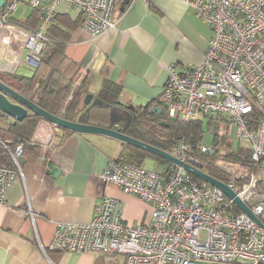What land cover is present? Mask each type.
I'll list each match as a JSON object with an SVG mask.
<instances>
[{"label":"built area","instance_id":"obj_1","mask_svg":"<svg viewBox=\"0 0 264 264\" xmlns=\"http://www.w3.org/2000/svg\"><path fill=\"white\" fill-rule=\"evenodd\" d=\"M23 1L38 11L39 23L23 28L11 21ZM210 27L204 58L183 71L168 65V75L158 101L173 119L190 121L202 115L225 116L234 125L238 140H248L253 160L261 169L249 182L236 185L238 175L224 181L246 202L264 224V0H184ZM69 3L80 13V24L92 36L117 28L115 0H7L0 8V31L9 27L22 34L18 60L36 66L47 40L45 29ZM72 97L69 95L68 99ZM255 107L263 116L255 130L248 128V114ZM13 119L0 110V123ZM60 126L42 119L29 143L44 148L55 142ZM0 143L13 165L0 163V206L22 169L25 140L12 148ZM210 153L215 146L199 145ZM190 146L180 136L173 152L189 160ZM104 181L118 186L151 204L149 220H124L122 201L104 195L94 207L90 221H57L49 248L65 251L121 253L125 264H264V226L254 220L222 188L208 181H196L180 164L170 171L147 168L110 158L101 173ZM32 214V209L28 210Z\"/></svg>","mask_w":264,"mask_h":264},{"label":"crops","instance_id":"obj_2","mask_svg":"<svg viewBox=\"0 0 264 264\" xmlns=\"http://www.w3.org/2000/svg\"><path fill=\"white\" fill-rule=\"evenodd\" d=\"M57 15L80 20L69 3L60 4ZM114 16H120L117 28L92 36L80 24L65 46L86 75L92 103L102 99V82L108 78L121 84L112 108L132 112L149 101L156 104L169 64L185 71L204 58L211 29L184 0H115ZM20 53L14 46L0 49V70L30 74L28 68L20 71ZM126 143L59 127L55 142L40 145L37 157L25 153L6 204L0 206V264H125L121 253L57 250L49 243L57 221H90L104 195L121 199L124 220H149L150 203L101 177L108 160L119 156Z\"/></svg>","mask_w":264,"mask_h":264},{"label":"trees","instance_id":"obj_3","mask_svg":"<svg viewBox=\"0 0 264 264\" xmlns=\"http://www.w3.org/2000/svg\"><path fill=\"white\" fill-rule=\"evenodd\" d=\"M38 11L33 8L25 21L17 20L13 16L11 21L23 28H33L38 25ZM37 23V24H36ZM80 25L79 20H70L63 15H55L50 25L45 29L47 40L42 48L39 63L34 66L30 74L17 71L5 74L0 72V78L14 87L25 97L29 98L45 110L64 118L107 125L110 112L114 107V98L121 89L111 79H104L100 94L102 99L92 103H84L87 94L85 88L86 75L81 71L80 64L72 60L65 52V46L71 31ZM3 29L0 31V37ZM31 65V64H30ZM72 97L68 99L69 95ZM113 100V101H112ZM133 108V116L127 118L124 131L138 139L173 152L177 139L184 135L190 146L189 159H196L202 164V169L216 178L227 181L238 175L236 185L242 186L249 182L253 173H258L261 166L253 160L249 145H234L226 134L215 133V150L210 153L202 152L199 145L203 137L202 121L200 118L181 121L171 118L165 108L157 100ZM156 105L162 107V112L152 111ZM248 128L255 130L263 116V110L255 107L248 115ZM218 120L228 121L225 116H210ZM41 116L29 110L22 119H11L7 123H0V139L9 147H13L19 140H25L24 153L29 152L32 157L40 154L39 144L29 143V138L36 129ZM229 122V121H228ZM220 145L223 150L220 151ZM152 156L162 163V173L170 171L172 162L154 154L144 148L126 143L116 159L132 164H144L146 157ZM0 163L13 165L6 146L0 143ZM192 179L198 181V176L190 173Z\"/></svg>","mask_w":264,"mask_h":264},{"label":"water","instance_id":"obj_4","mask_svg":"<svg viewBox=\"0 0 264 264\" xmlns=\"http://www.w3.org/2000/svg\"><path fill=\"white\" fill-rule=\"evenodd\" d=\"M6 1L7 0H0V8L6 4ZM91 97L92 94L87 93L84 99V103L85 104L89 103ZM0 110L6 112L12 118L17 120L24 119L28 115L29 110H31L33 113L41 116L42 118L50 122L57 124L60 127L77 132L101 133L134 144L141 148H144L154 154L162 156L163 158L169 160L170 162L178 163L182 165L188 172L202 178L205 181H208L214 185L219 186L224 190L226 194H228L230 197H233L235 202L246 213H248L259 224L264 226L263 222L252 211L250 206L246 202L242 201L236 195V192L231 187H229L224 181L216 178L215 176L207 173L202 169L201 162H199L196 159L181 161L171 152L166 151L160 147H157L153 144H150L132 135L127 134L124 131V127L126 125L127 119L124 113L118 111L116 108H112L110 112V120L107 125L83 123L80 121L70 120L45 110L44 108H42L41 106L30 100L29 98L22 95L14 87H12L10 84L6 83L4 80L0 78ZM152 111H157L158 113H161L162 107L160 105H156L152 108ZM125 112L129 113V118L133 116V113L131 111H125Z\"/></svg>","mask_w":264,"mask_h":264},{"label":"rangeland","instance_id":"obj_5","mask_svg":"<svg viewBox=\"0 0 264 264\" xmlns=\"http://www.w3.org/2000/svg\"><path fill=\"white\" fill-rule=\"evenodd\" d=\"M32 11H33V8L31 6L21 1L19 3V7L14 12L13 17L17 20L26 19L28 16H30ZM22 42H23L22 34L20 32H15L13 29L9 27L3 28V31L0 37V49H3V50H6L8 48L12 49L13 46L16 47L17 49H22ZM26 54H27V51H24L23 57L21 58L22 62H21L20 71H23L24 68L25 69L28 68L27 72L33 71L34 66L27 64ZM7 72L11 73L9 71H2V74L3 73L7 74ZM199 118L202 121L203 137L201 139V142L203 145L213 146L215 133H219L221 135L227 133L228 139L232 141L235 146L239 144L249 145L248 140L246 139L238 140L237 138H235L233 123L224 121V120H218L216 118H211L209 115H202ZM219 147H220V151L224 149L222 145H220ZM144 165L149 169H154L157 171L162 169V166H163L162 163H160L157 158L152 157V156H148L145 158ZM198 178H199L198 181L202 182L203 179L200 177ZM207 264H210V263L208 262Z\"/></svg>","mask_w":264,"mask_h":264},{"label":"flooded vegetation","instance_id":"obj_6","mask_svg":"<svg viewBox=\"0 0 264 264\" xmlns=\"http://www.w3.org/2000/svg\"><path fill=\"white\" fill-rule=\"evenodd\" d=\"M123 113H124V115H125V117H126V119H127L128 116H129V113H126L125 111H123Z\"/></svg>","mask_w":264,"mask_h":264}]
</instances>
